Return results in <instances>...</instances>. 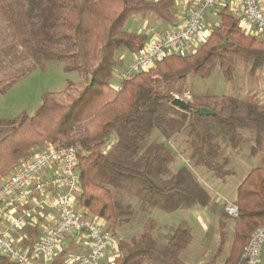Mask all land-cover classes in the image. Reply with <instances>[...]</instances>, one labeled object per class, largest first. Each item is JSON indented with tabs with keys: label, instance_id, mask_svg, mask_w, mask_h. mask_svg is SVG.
<instances>
[{
	"label": "trees",
	"instance_id": "1",
	"mask_svg": "<svg viewBox=\"0 0 264 264\" xmlns=\"http://www.w3.org/2000/svg\"><path fill=\"white\" fill-rule=\"evenodd\" d=\"M172 7L171 0H0V94L49 62L82 79L44 95L33 116L0 119V182L32 149L77 147L79 204L114 236L123 222L137 221L133 207L123 203L127 195L169 214L214 207L220 243L203 264H219L227 239L225 205L218 206L194 170H173L176 155L164 141L184 134L196 166L222 182L233 175L224 153L250 144L253 156L264 153V103L176 87L190 75L210 77L217 69L231 82L239 60L250 63L255 75L264 67V38L246 34L224 9L219 26L196 52L167 57L125 82L121 91L113 89L119 51L139 52L148 40L146 34L129 32L127 22L148 13L168 21ZM186 94L189 110L172 104ZM202 109L212 114L202 115ZM119 191L127 195L120 197ZM233 203L239 214L232 218L234 242L223 264H244L246 246L264 225V165L248 172ZM156 228L149 222L131 240L118 239L115 264H183L194 239L191 227H175L164 244L155 241ZM0 264L15 263L0 256Z\"/></svg>",
	"mask_w": 264,
	"mask_h": 264
},
{
	"label": "built area",
	"instance_id": "2",
	"mask_svg": "<svg viewBox=\"0 0 264 264\" xmlns=\"http://www.w3.org/2000/svg\"><path fill=\"white\" fill-rule=\"evenodd\" d=\"M218 1L201 0L180 27L153 34L142 50L132 54L130 61L119 59L111 81L112 88L121 91L125 82L154 69L167 57L196 52L209 38L202 37L205 15ZM232 14L246 34L263 38L264 9L260 0H240V9ZM242 22L253 27L257 33L246 32ZM176 98L186 103L191 101L189 94ZM33 150L28 159L21 161L0 182V256L15 264H39V261L54 254L65 238L85 234L90 245L89 252L80 256L69 254L68 260L80 264H106L105 253L115 237L103 220L93 217L79 204L82 194L79 148L44 144ZM44 209L57 213L56 222L32 245H26L22 236L11 238L4 232L3 228L7 227L13 233H19L29 223L25 213ZM225 212L230 218L239 214L234 203L225 205ZM242 261L244 264H264V225L252 235Z\"/></svg>",
	"mask_w": 264,
	"mask_h": 264
},
{
	"label": "rangeland",
	"instance_id": "3",
	"mask_svg": "<svg viewBox=\"0 0 264 264\" xmlns=\"http://www.w3.org/2000/svg\"><path fill=\"white\" fill-rule=\"evenodd\" d=\"M144 16L148 17L146 14ZM124 51H119V58ZM130 58L131 56H129ZM81 81L82 79L78 73L66 72L62 64L58 62L46 63L44 69H36L31 75L14 84L5 93L0 94V119H14L23 113L33 116L41 106L44 95L63 92L70 82L78 84ZM176 87L184 88L185 92L196 91L199 94L210 96L229 95L264 103V67L257 71L255 75H251L250 63L239 60L233 69V80L231 82L222 76L220 69H217L210 77L190 75L185 82L177 83ZM185 141L186 137L184 134L172 139L171 142L164 141L165 143H170L169 145L176 155L175 165L172 166L173 170L176 171L175 169L179 165L194 170L199 181L213 196L218 206L233 203L236 198L237 188L248 172L257 166L264 165V153L253 156L251 144L239 151L231 150L233 153H228V151L224 153V157L228 160V167L233 171V175L227 179L226 184H223L222 181L215 179L211 174L196 166L192 151L186 147ZM33 152L34 150L32 149L24 159H28ZM118 193L120 197L127 195L120 191ZM125 197L122 198L123 203L127 207L130 204V210L133 207L137 221H134L133 218L129 220V223L123 222L124 224L120 225L115 233L116 239L129 241L139 235L149 222H155L157 228L153 232L154 239L157 243L164 244L175 227L182 223H187L192 229L194 239L188 252L181 257L183 264H203L214 257L220 243L218 227L220 217L219 211L214 209V207L196 209L197 222L192 223L191 213L187 210H179L169 214L159 209H152L141 200L132 196L127 195ZM148 214H150L149 217H146ZM223 214L225 216V213ZM227 218L225 256L219 264L224 263L226 256L231 252L234 242V221L230 217ZM142 219L145 222L143 228L140 229L138 222ZM68 256V253L62 255L59 258V264H64Z\"/></svg>",
	"mask_w": 264,
	"mask_h": 264
},
{
	"label": "crops",
	"instance_id": "4",
	"mask_svg": "<svg viewBox=\"0 0 264 264\" xmlns=\"http://www.w3.org/2000/svg\"><path fill=\"white\" fill-rule=\"evenodd\" d=\"M161 1V0H154ZM173 2L172 7V16L171 19L166 21L162 18L156 16L155 14L148 13V17H145L144 14L136 15L131 18L127 22V30L129 32L143 33L148 36V40L150 37L157 33L161 34L163 32H168L170 30H174L180 27L188 17L189 13L193 8H195L201 0H171ZM262 7L264 9V0H260ZM224 9H228L232 14L233 11L240 9V0H219L217 4L209 9L207 14L205 15V25L203 28L202 37L208 38L211 32L219 26L220 23V14ZM233 15V14H232ZM244 30L248 33H257L253 27L248 26L244 22L241 23ZM264 38V33L262 35ZM147 40V41H148ZM124 51V50H123ZM132 54L126 50L120 55L121 58L126 59V61H130L132 59ZM129 56L131 58L129 59ZM182 165H179L181 167ZM177 168V169H178ZM226 184V182H222ZM199 207H196L191 210H187L191 213L192 223L197 222V217L195 214V210ZM200 209V208H199ZM25 216L28 218V225H26L19 233H13L7 227H4L3 230L7 234L8 237L16 238L18 236H22L25 240L26 245H32L37 240L42 238L46 232H48L56 222L57 213L50 209H44L42 211H30L25 213ZM220 217V215H219ZM157 218V217H156ZM105 227V226H104ZM219 227V221H218ZM115 237V236H114ZM117 245L118 239L115 238L114 243L108 248L105 253V263L111 264L115 260L117 256ZM90 245L88 238L85 234H77L72 235L65 238L61 244L57 247L54 254L51 256L42 259L39 261V264H59V258L65 253L72 254L75 256L85 255L89 252ZM189 259H191L189 257ZM64 264H80L75 261L66 260Z\"/></svg>",
	"mask_w": 264,
	"mask_h": 264
},
{
	"label": "water",
	"instance_id": "5",
	"mask_svg": "<svg viewBox=\"0 0 264 264\" xmlns=\"http://www.w3.org/2000/svg\"><path fill=\"white\" fill-rule=\"evenodd\" d=\"M172 104H173L175 107H177V108H179V109H181V110H185V111L189 110V105H188L186 102L182 101L181 99L175 98V99L173 100ZM201 114H202V115H211L212 112L209 111V110H207V109H202V110H201Z\"/></svg>",
	"mask_w": 264,
	"mask_h": 264
}]
</instances>
